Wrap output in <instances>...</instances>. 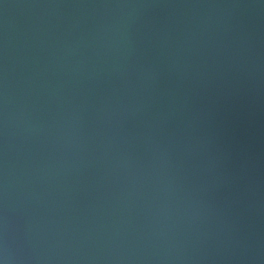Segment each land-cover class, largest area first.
<instances>
[{"label":"water","instance_id":"1","mask_svg":"<svg viewBox=\"0 0 264 264\" xmlns=\"http://www.w3.org/2000/svg\"><path fill=\"white\" fill-rule=\"evenodd\" d=\"M0 264H264V0H0Z\"/></svg>","mask_w":264,"mask_h":264}]
</instances>
